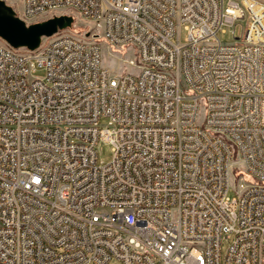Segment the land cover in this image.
Masks as SVG:
<instances>
[{
  "label": "built area",
  "instance_id": "obj_1",
  "mask_svg": "<svg viewBox=\"0 0 264 264\" xmlns=\"http://www.w3.org/2000/svg\"><path fill=\"white\" fill-rule=\"evenodd\" d=\"M4 1L87 29L1 39L0 264H264V1Z\"/></svg>",
  "mask_w": 264,
  "mask_h": 264
},
{
  "label": "water",
  "instance_id": "obj_2",
  "mask_svg": "<svg viewBox=\"0 0 264 264\" xmlns=\"http://www.w3.org/2000/svg\"><path fill=\"white\" fill-rule=\"evenodd\" d=\"M72 23V16L59 15L26 24L15 15L9 4L0 0V39L15 48L34 49L39 46L43 36H50L58 29L69 28Z\"/></svg>",
  "mask_w": 264,
  "mask_h": 264
},
{
  "label": "rangeland",
  "instance_id": "obj_3",
  "mask_svg": "<svg viewBox=\"0 0 264 264\" xmlns=\"http://www.w3.org/2000/svg\"><path fill=\"white\" fill-rule=\"evenodd\" d=\"M11 0H7L8 3H10ZM264 1V0H263ZM234 34L240 36L242 27L241 23L236 24L234 27ZM71 29L76 34H82L86 29L87 26L85 24H81L79 22L73 23L71 26ZM185 37V30L182 26L177 27V33L176 38L178 40H182ZM218 37L222 42H229L232 40V33L231 28H227L224 32H219ZM2 40L0 39V42ZM101 47V59H102V65L109 70V73L111 74H118L121 71H125L128 69L126 60L129 58H133L135 56V53L133 50L128 48H123L122 50H117L115 48L109 47L107 43L104 41L100 42ZM133 72L135 71L134 68L130 69ZM40 74V72H37ZM104 122V120H102ZM98 157L100 160L107 162L112 157V151H111V145L106 142H101L97 147ZM233 191H229V196H234Z\"/></svg>",
  "mask_w": 264,
  "mask_h": 264
}]
</instances>
